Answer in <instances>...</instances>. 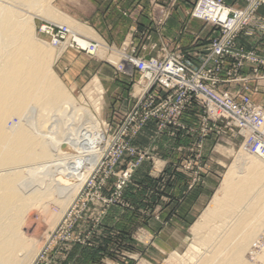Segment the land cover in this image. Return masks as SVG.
<instances>
[{
	"label": "rangeland",
	"instance_id": "rangeland-1",
	"mask_svg": "<svg viewBox=\"0 0 264 264\" xmlns=\"http://www.w3.org/2000/svg\"><path fill=\"white\" fill-rule=\"evenodd\" d=\"M0 1L1 4L14 7L13 9L29 16L36 38L47 41L53 54H58V49L54 45L50 46L51 40L39 31L43 21L60 24L57 22L58 19L48 17L43 9L30 10L31 8H24L12 0ZM54 1L46 0L44 8L55 6ZM197 2L198 0L191 10V17ZM226 3L231 8L241 9L248 5L246 0H235L237 5H230L227 0ZM172 6L173 3L169 4L165 11L161 10V15L168 16ZM263 8L260 7L256 15L261 19V25H264V13H260ZM165 23V19H153L151 27L143 33L137 46L129 43L128 47H117L118 50L124 51V54L119 55V51H109L101 46L95 55H88L109 63L117 74L135 75L137 80L134 82L133 92L138 99L146 81H142L141 73L136 69L125 67L126 72L117 69L120 64L125 63L123 56L132 54L150 60L173 53L200 65V56L204 57L212 40L222 37L220 30L204 22L205 30L195 39V47H193L195 49L184 52L169 39L154 35ZM263 38L264 30H258L257 26L242 28L234 37V46L243 49L246 53H252L253 60H245V63L236 68L235 59L227 57L219 71L221 80L219 89L230 92L237 101L243 96H248L256 105H264V63L261 62L264 61V54L258 49V41H262ZM66 49L69 48L65 44L61 53ZM102 49L104 53L100 55L99 51ZM113 57H118L116 62L112 61ZM56 61L52 66L53 73L67 88L76 103L88 108L99 120V125L105 134V144H102L104 151L98 165L93 171L87 172L88 176L81 181L82 188L73 201L62 206L59 200L56 202L57 196H51L55 201L47 203L45 200L44 204L48 208L46 211L41 205H36L40 209L35 206L29 211L23 224V231L35 239L40 250L33 264H168L167 260L172 254H179L181 259L183 258L176 264H195L197 257L190 259L188 256L190 242L194 240L192 228L212 206L216 192L222 187L231 168H239L238 175H243L249 165L246 158L253 156V154L247 155L248 147L243 144V137L234 134L231 136L234 137V144H225L220 139L221 136L214 133L222 144H213L209 151L205 149L206 144H194L197 138L193 144L176 148L177 153L169 156L171 160L175 159L171 167L165 162L162 144H153L151 150L148 149L149 145L139 147L133 144V140L145 126L152 120L156 121L155 119L148 121L137 136L124 138V143L128 144H112L108 139L114 135V129L122 121L116 126L108 121L111 101L107 99L101 82L98 78H94L75 88L61 76ZM225 84L228 87H225ZM11 118L6 122L9 127L18 122L17 116ZM53 120L57 119L51 118L45 123V131V128L51 129ZM104 122L109 123L112 130L106 127L104 129ZM67 127L65 126L66 130ZM67 138L68 135L64 139ZM145 162H149L144 167V169L148 168V173L145 178L143 176L140 179V177L141 181L136 183L135 174ZM214 167L218 168L217 179L207 181L201 178V174H207L210 169H215ZM176 172L185 173L189 179L183 181V184L187 191L194 190L185 200L176 196L179 186L173 177ZM134 184L139 185L136 189L141 187L140 191L127 194L130 186L134 191L132 189ZM51 197L48 199L51 200ZM180 203L185 205L183 210L178 208ZM215 224L219 225L220 222L216 221ZM167 225L179 231L180 237L171 234L173 232L162 234ZM206 249H201V255L207 251Z\"/></svg>",
	"mask_w": 264,
	"mask_h": 264
},
{
	"label": "bare ground",
	"instance_id": "bare-ground-1",
	"mask_svg": "<svg viewBox=\"0 0 264 264\" xmlns=\"http://www.w3.org/2000/svg\"><path fill=\"white\" fill-rule=\"evenodd\" d=\"M12 1L55 19L59 14L55 6L44 8L46 0ZM13 8L0 1V264H33L40 250L23 231L29 211L36 205L46 211L44 202L55 201L51 196L62 206L73 201L102 157L104 132L52 71L65 44L50 43L58 49L54 55L47 41L36 38L31 18ZM12 116L18 122L9 127ZM50 117L57 120L45 131ZM247 150L253 156L246 158L245 173L239 176V168H231L212 206L192 228L188 256L197 257L195 264H264V156ZM180 259L172 254L167 262Z\"/></svg>",
	"mask_w": 264,
	"mask_h": 264
},
{
	"label": "built area",
	"instance_id": "built-area-1",
	"mask_svg": "<svg viewBox=\"0 0 264 264\" xmlns=\"http://www.w3.org/2000/svg\"><path fill=\"white\" fill-rule=\"evenodd\" d=\"M246 1L248 5L241 9L229 7L226 0H198L192 16L211 24L222 34L221 38L212 40L204 57L200 56V65L173 53L150 60L132 54L125 56V63L116 68L123 72H126L125 67L136 69L146 83L134 107L114 129V135L108 139L110 143L128 144L124 143V138L137 136L148 121L155 119L159 134L168 127L195 131L198 139L194 144H205L214 133L221 136L224 143L227 134H237L252 152L264 156V105H256L248 96L237 101L230 92L219 89V71L227 57L235 59L236 68L245 60H253L252 53L234 46L236 34L250 25L264 30L261 19L256 16L258 9L264 7V0ZM39 31L54 45L67 44L79 53L93 56L100 45L120 52L106 42L75 37L65 25L43 21ZM80 39L88 44L80 43ZM192 108L201 112L197 131L182 122L184 113ZM103 126L112 130L109 123L104 122Z\"/></svg>",
	"mask_w": 264,
	"mask_h": 264
},
{
	"label": "crops",
	"instance_id": "crops-1",
	"mask_svg": "<svg viewBox=\"0 0 264 264\" xmlns=\"http://www.w3.org/2000/svg\"><path fill=\"white\" fill-rule=\"evenodd\" d=\"M195 2L196 0H55L54 5L59 13L57 22L70 25L78 34L91 40L106 42L116 47L128 46L129 43L137 46L143 33L151 27L150 24L153 19H165L166 23L154 35L169 39L172 43L177 44V47L182 49H180L181 51L187 52L195 49L193 48L195 47V39L200 37L205 30L204 22L191 17L190 13ZM227 2L230 5H237L235 0H227ZM171 3H173L171 13L168 16H162L160 11H165ZM260 13H264V8L260 10ZM258 44L259 51L264 54V38L262 41H258ZM56 66L61 76L75 88L81 87L90 79L98 78L105 90L107 99L111 101L108 121L113 126L118 125L137 102L133 92L137 77L130 74H117L113 66L96 57L66 49L56 61ZM224 86L228 87L227 84ZM199 115L200 111L197 108H192L184 113L182 122L187 127L197 131L200 124ZM196 139L197 133L195 131L177 127H168L159 134L157 123L152 120L133 140V144L139 147L144 145L148 147L149 145V150L153 144H162L165 162L171 167L175 163V159L171 160L169 156L177 153L176 148L193 144ZM224 140L225 144H234V137L226 136ZM205 144V149L209 151L213 144L222 143L219 142L215 134H211ZM147 164L149 162H145L144 166L142 165V168L136 172V183L141 181L139 180L140 177L142 179L143 176L145 178L147 175L148 168L144 169ZM214 168L210 169L207 174H201V178L207 181L217 179L218 168ZM174 174L173 177L179 185L176 196L185 200L186 196H191L194 192V190L187 191L183 184V181L189 178L182 172ZM132 186L134 191L131 190L130 186L127 189V194L140 191L141 187L136 189L139 185L134 184ZM180 204L178 208L183 210L185 205L184 203ZM173 229L172 226L167 225L162 234L173 232L171 234L180 237V232ZM178 232L179 234H177Z\"/></svg>",
	"mask_w": 264,
	"mask_h": 264
}]
</instances>
